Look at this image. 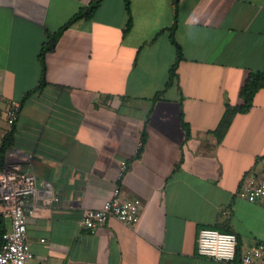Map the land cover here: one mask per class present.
Masks as SVG:
<instances>
[{
    "label": "crops",
    "instance_id": "obj_1",
    "mask_svg": "<svg viewBox=\"0 0 264 264\" xmlns=\"http://www.w3.org/2000/svg\"><path fill=\"white\" fill-rule=\"evenodd\" d=\"M92 1L0 0V149L12 133L9 149L29 157L23 169L37 178L28 264H241L264 242V205L238 196L263 173L264 89L223 122L249 73L264 72V0H180L183 59L170 86L173 0H131L128 34L125 0H103L46 55L35 91L48 34ZM116 186L141 199L140 221L85 229L83 212L102 208ZM203 228L237 235L234 262L198 254Z\"/></svg>",
    "mask_w": 264,
    "mask_h": 264
},
{
    "label": "built area",
    "instance_id": "obj_2",
    "mask_svg": "<svg viewBox=\"0 0 264 264\" xmlns=\"http://www.w3.org/2000/svg\"><path fill=\"white\" fill-rule=\"evenodd\" d=\"M19 104L13 102L8 110V122L13 125L18 119ZM143 143L139 144L141 148ZM29 157L18 149H9L0 157V217L8 229L0 231V264H28L33 257L28 241V219L37 213V178L25 172L23 162ZM263 173L259 179L245 181L238 196L251 203L264 205V159ZM128 170L124 161L120 167V178ZM58 202V197L46 200ZM142 201L139 198H126L116 186L113 196L100 209H87L82 214L81 224L93 231L99 224L115 219L126 225H135L141 218ZM238 237L234 233H223L212 228L199 231L197 250L202 257L217 261L234 262L237 257ZM241 264H264V242L249 248L242 256Z\"/></svg>",
    "mask_w": 264,
    "mask_h": 264
},
{
    "label": "trees",
    "instance_id": "obj_3",
    "mask_svg": "<svg viewBox=\"0 0 264 264\" xmlns=\"http://www.w3.org/2000/svg\"><path fill=\"white\" fill-rule=\"evenodd\" d=\"M103 0H93L87 7L81 8L75 15H73L66 24H64L58 31L49 33L46 42L43 44L41 52L39 54V61L41 65V78L40 82L35 89V91H40L46 84V73H47V62L46 55L53 51L58 44L59 40L62 38L64 33L70 29L76 23L82 20H89L93 17L96 10L99 8ZM175 6V14H174V22L171 28H169L170 32V40L172 44L176 47V61L170 70V77L167 83V86L173 84L174 80L177 77V70L180 61L183 59L182 49L178 44L175 38V30L178 23V10L180 0H173ZM125 9L128 14V23L126 25L125 34H128L132 28V17H131V0H125ZM264 89V72H250L247 79L245 80L241 90L240 97L242 99V104L238 107L232 108L230 106L227 107L226 115L224 118V125L229 126L234 118V116L238 113H247L253 106L254 98L256 94ZM32 92H29L25 95V98L30 96ZM159 95L155 97L153 101L158 100ZM184 130H186L187 136L190 135L188 125L183 122ZM13 143V134L6 136L2 142V146L0 149V157H2L5 152L10 148ZM7 230L4 221L0 217V231L4 233ZM239 256V248H237V257ZM236 257V258H237Z\"/></svg>",
    "mask_w": 264,
    "mask_h": 264
}]
</instances>
